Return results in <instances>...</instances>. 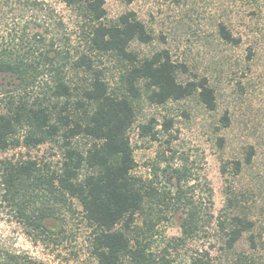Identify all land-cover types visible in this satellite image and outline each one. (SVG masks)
Here are the masks:
<instances>
[{"label": "rangeland", "instance_id": "obj_1", "mask_svg": "<svg viewBox=\"0 0 264 264\" xmlns=\"http://www.w3.org/2000/svg\"><path fill=\"white\" fill-rule=\"evenodd\" d=\"M224 1L133 0L127 4L125 0H106V22L132 11L153 35L149 44L132 45L141 59L167 50L176 64L185 66L179 71L182 82L206 77L216 91L215 110L206 108L197 96L164 106L143 100L130 130L137 162L135 174L147 188H156L159 195L148 199L129 235L133 242L134 238L145 237L153 255H167L173 264L188 263L202 252H208L216 264H264V36L255 30L258 34L240 46L222 41L216 21L222 16ZM242 16L236 17L239 25ZM248 22L244 20L249 27ZM87 30L79 11L61 0H0V59L4 61L40 62L41 70L49 69L41 51L54 42L58 49L73 52L74 47L83 46ZM37 34L45 37L43 49L36 42ZM251 45L258 46L260 53L248 61ZM95 66L111 89L118 91L123 63L105 55L99 56ZM40 80L44 85L50 81L49 74ZM74 80L83 81L77 77ZM38 86L30 88L28 95L40 92ZM23 93L15 75L0 73V112L6 108L9 95ZM225 115L230 119L227 127L222 122ZM152 119L157 121L153 129L157 138L142 137L141 125ZM165 121L172 123L169 130L164 127ZM76 141L82 148L86 146L87 139ZM250 145L256 147V155L248 165L245 156ZM61 152L56 144L49 143L0 151V160L34 159L52 172L60 166ZM235 161L242 163L237 175ZM2 194L0 184V242L5 247L41 264H96L90 246L92 230L77 200L69 199L62 207L63 227L54 228L51 237L37 241L17 222ZM191 214L192 233L185 244L177 243V237L183 236L182 225ZM236 215L254 222V228L230 250L221 223L228 226Z\"/></svg>", "mask_w": 264, "mask_h": 264}, {"label": "trees", "instance_id": "obj_2", "mask_svg": "<svg viewBox=\"0 0 264 264\" xmlns=\"http://www.w3.org/2000/svg\"><path fill=\"white\" fill-rule=\"evenodd\" d=\"M61 1L78 10L88 25L83 46L74 47L71 52L58 49L52 42L43 49L45 37L37 34L36 42L43 49L40 56L45 64L49 63V69L41 70L40 62L34 65L25 60L0 59V73L15 75L25 92L17 97L9 95L6 108L0 112V151L52 143L62 151L60 166L51 172L34 159L0 160L2 197L17 222L37 241L51 237L54 228L63 227L62 207L69 199H75L92 230L90 246L96 264H124L127 260L130 264H173L167 255H153L145 237L134 238L133 242L129 235L136 216L144 212L145 203L159 195L156 188H147L135 174L137 162L130 130L136 122L137 106L143 100L164 106L197 96L206 108L215 110L216 91L206 77L182 82L179 71L185 66L176 64L167 50L141 59L132 45L149 44L154 37L135 12L106 22V0ZM222 8V16L216 21L222 41L240 46L258 34L255 30L264 36V0H227ZM238 14L243 15L241 25L237 23ZM244 20L251 25H245ZM259 53L260 48L251 45L248 61ZM105 55L123 63L118 91L111 89L103 72L95 66L99 56ZM45 71H49L50 81L41 85L40 79L48 75L42 74ZM75 77L83 81L76 82ZM37 83L40 92L29 96L27 91L34 90ZM222 122L229 126V116L225 115ZM171 124L165 121V129L169 130ZM155 125V119L141 125V136L156 139ZM80 138L87 139L84 148L76 141ZM255 155L256 147L250 145L246 164H252ZM233 164L234 173L240 174L242 163ZM223 169L226 171V166ZM176 174L180 179L179 171ZM191 218L183 223V236L177 237V243L185 244L190 237L194 223ZM221 228L226 247L232 250L244 233L253 230L254 222L236 215L228 226L221 223ZM0 264L41 263L0 242ZM184 264L216 263L208 252H202Z\"/></svg>", "mask_w": 264, "mask_h": 264}]
</instances>
